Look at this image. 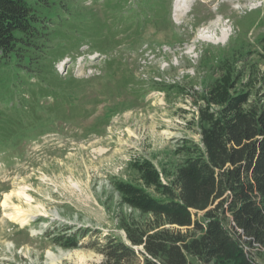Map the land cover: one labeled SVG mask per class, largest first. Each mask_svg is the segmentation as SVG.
<instances>
[{"label": "trees", "instance_id": "obj_1", "mask_svg": "<svg viewBox=\"0 0 264 264\" xmlns=\"http://www.w3.org/2000/svg\"><path fill=\"white\" fill-rule=\"evenodd\" d=\"M95 2L102 17L93 8L63 5L55 17L46 18L31 0H0V68L13 66L35 78L43 96L53 98L47 113L63 123L87 120L100 106L109 122L133 107V97L143 100L146 83L135 74L138 59L125 55H141L147 29L171 22L165 0ZM83 47L105 56L97 80L111 73L118 77L112 93L100 89L91 103L85 95L73 101L84 79L56 70L67 57L75 61ZM258 47L205 56L210 79L202 92L193 91L200 142L186 141L171 171L137 159L130 163L133 179L112 180L122 203L152 220L125 221L126 239L108 234L91 241L102 264H190V257L203 264H262L253 250L264 256V70L250 57L256 52L264 60V35ZM150 86L181 92L177 84L152 81ZM28 106L22 103L25 116L18 119L0 110V139L26 134L41 120L35 109L26 114ZM58 226L52 224L48 234L65 249L80 247L88 234Z\"/></svg>", "mask_w": 264, "mask_h": 264}, {"label": "rangeland", "instance_id": "obj_2", "mask_svg": "<svg viewBox=\"0 0 264 264\" xmlns=\"http://www.w3.org/2000/svg\"><path fill=\"white\" fill-rule=\"evenodd\" d=\"M165 1L171 22L147 29L141 55H125L126 60L138 59L135 74L146 83L145 96L143 100L133 97V107L109 122L100 106L87 120L63 123L47 113L53 98L43 96L35 78L13 66L0 68V110L7 117L22 118L24 103L29 105L24 108L26 114L35 109L41 119L26 134L0 139V264H102L103 256L91 241L108 234L126 239L121 228L125 221L145 224L152 220L124 205L112 180L133 179L130 163L137 159H149L160 171H171L181 160L177 150L186 141L200 142L193 91L202 92L210 79L205 56L242 48L259 50L264 0H190L182 13L175 11L177 0ZM31 3L46 18L55 17L63 5L103 14L95 0ZM103 58L83 47L75 61L67 57L57 63L60 75L72 73L86 81L75 93V103L84 95L91 103L100 89L112 93L118 78L115 73L95 78L101 75ZM250 60L264 70V60L256 52ZM152 81L177 84L181 92H159L150 86ZM88 107L92 109V104ZM15 137L24 140L18 144ZM6 194L10 197L4 205ZM15 208L33 211L28 225L14 220ZM52 224L69 225V233L85 229L88 234L80 247L65 249L49 236ZM253 251L264 264V256ZM189 261L203 264L195 257Z\"/></svg>", "mask_w": 264, "mask_h": 264}, {"label": "bare ground", "instance_id": "obj_3", "mask_svg": "<svg viewBox=\"0 0 264 264\" xmlns=\"http://www.w3.org/2000/svg\"><path fill=\"white\" fill-rule=\"evenodd\" d=\"M189 1L190 0H177L176 1V9L175 11L177 13H182L183 10L188 7L187 5H189ZM10 197V194H6V199L4 201V205L7 204V199ZM34 217V213L32 210H22L21 208H15V211L13 213V218L16 221H19L20 224L24 225H28L30 222V219Z\"/></svg>", "mask_w": 264, "mask_h": 264}]
</instances>
